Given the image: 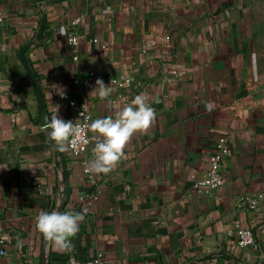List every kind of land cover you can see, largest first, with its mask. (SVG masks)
Returning <instances> with one entry per match:
<instances>
[{
    "label": "crops",
    "instance_id": "0c3cea01",
    "mask_svg": "<svg viewBox=\"0 0 264 264\" xmlns=\"http://www.w3.org/2000/svg\"><path fill=\"white\" fill-rule=\"evenodd\" d=\"M0 17V264H264V0H0ZM58 87L86 95L91 122L138 94L155 121L112 171L85 173L97 134L74 154L45 128L58 105L68 119ZM221 135L225 181L205 195L193 179ZM85 208L72 250L53 251L38 213ZM237 227L258 248L239 246Z\"/></svg>",
    "mask_w": 264,
    "mask_h": 264
},
{
    "label": "clouds",
    "instance_id": "9594fccd",
    "mask_svg": "<svg viewBox=\"0 0 264 264\" xmlns=\"http://www.w3.org/2000/svg\"><path fill=\"white\" fill-rule=\"evenodd\" d=\"M58 88L59 94L65 96V90ZM94 89L101 98L110 97L113 91L110 84L106 85L100 79L96 81ZM54 113L50 118H45V128L55 146H66L69 138L78 135L83 126L59 115V105ZM155 117V110L147 103V97L138 94L130 103L118 108L115 117L109 115L93 120L87 127L97 134L94 137L96 143L92 149L93 158L85 161V172L107 174L112 171L124 157V149L131 137L138 130H147L154 123ZM87 211L86 208L82 211L41 210L36 216V227L45 240L51 242L53 251H71L74 247L71 238L79 231Z\"/></svg>",
    "mask_w": 264,
    "mask_h": 264
},
{
    "label": "built area",
    "instance_id": "2783aa9c",
    "mask_svg": "<svg viewBox=\"0 0 264 264\" xmlns=\"http://www.w3.org/2000/svg\"><path fill=\"white\" fill-rule=\"evenodd\" d=\"M2 18L0 17V22ZM78 19H73L69 25L67 31L66 40L67 46L70 50V55L73 61H77L79 57V38L78 32L75 28ZM129 78H124L121 84L129 83ZM80 84L86 88H92V77L90 75L82 77ZM66 92V91H65ZM59 98L66 102L68 108V119H73L83 127L80 133L74 137H70L66 142L67 149L74 154H84L89 143V130L87 127L91 123V111L89 109L88 100L85 94L72 95L66 92L65 96L59 94ZM230 153L228 137L221 135L214 144L212 153L207 158L205 174L193 179V188L202 194L210 195L214 193L224 183V177L222 175V168L224 164V158ZM85 165V164H84ZM83 171L84 167H83ZM89 173V172H85ZM33 187L38 188V183H33ZM249 208L253 209L256 206V198L245 197ZM236 242L242 247L258 248L259 242L255 237L254 232L248 228L237 227L233 232ZM3 238L0 236V255L5 254V250L2 246ZM67 264H77L73 260H69ZM90 264H113L111 261L105 259L102 255L98 254L91 259Z\"/></svg>",
    "mask_w": 264,
    "mask_h": 264
}]
</instances>
